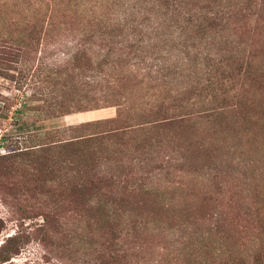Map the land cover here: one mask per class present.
<instances>
[{
	"label": "rangeland",
	"instance_id": "1",
	"mask_svg": "<svg viewBox=\"0 0 264 264\" xmlns=\"http://www.w3.org/2000/svg\"><path fill=\"white\" fill-rule=\"evenodd\" d=\"M2 140L0 264H264V0H0Z\"/></svg>",
	"mask_w": 264,
	"mask_h": 264
},
{
	"label": "built area",
	"instance_id": "2",
	"mask_svg": "<svg viewBox=\"0 0 264 264\" xmlns=\"http://www.w3.org/2000/svg\"><path fill=\"white\" fill-rule=\"evenodd\" d=\"M3 153H5L4 146L0 142V154H3Z\"/></svg>",
	"mask_w": 264,
	"mask_h": 264
},
{
	"label": "trees",
	"instance_id": "3",
	"mask_svg": "<svg viewBox=\"0 0 264 264\" xmlns=\"http://www.w3.org/2000/svg\"><path fill=\"white\" fill-rule=\"evenodd\" d=\"M1 143H2V145H3L4 147H7V146L4 145V140H2ZM6 154H7V155L10 154V151L8 150L7 153H5V154H3V155H0V156L3 157V156L6 155Z\"/></svg>",
	"mask_w": 264,
	"mask_h": 264
}]
</instances>
